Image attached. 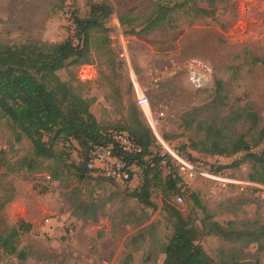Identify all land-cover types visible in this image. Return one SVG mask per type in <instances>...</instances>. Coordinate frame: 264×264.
Wrapping results in <instances>:
<instances>
[{
	"label": "rangeland",
	"instance_id": "obj_1",
	"mask_svg": "<svg viewBox=\"0 0 264 264\" xmlns=\"http://www.w3.org/2000/svg\"><path fill=\"white\" fill-rule=\"evenodd\" d=\"M183 1L186 6L173 9ZM206 1L0 0V42L60 43L73 36V17L84 19L92 5L106 4L111 14L104 23L115 56L109 58L103 45H92L89 63L58 71V82H68L77 94L93 99L90 111L103 132L124 131L121 127L133 122L131 109L148 125L136 105V85L148 97L150 111L164 112L156 131L167 147L205 169L224 167L222 176L250 182L253 168L244 154H210V141L217 136L208 137L205 129L216 127L217 139L226 147L240 137L253 146L264 126V0ZM160 7L167 11L163 26L140 33ZM196 8L215 14L196 15ZM121 18L127 26L120 25ZM191 61L210 69L209 82L200 88L188 79ZM246 111L256 114L255 124L245 117ZM57 144L71 162L81 161L76 142ZM152 147L155 153L164 152L157 141ZM263 149L264 140L252 152ZM0 150L5 153L0 160V233L19 221L31 225L18 239V251L26 258H18L19 252L4 253L1 264H162L161 248L174 233L165 202L196 227L198 244L215 264H264V199L255 196L253 187H222L200 179L185 184L198 196L205 214L187 199L178 202L180 195L161 184L151 190L153 206L147 207L131 197L142 179L137 167L126 185L91 176L77 180L66 173L52 181L44 171L10 172L6 163L28 156L31 147L25 140L14 141L4 119ZM158 170L165 181L167 175ZM87 207H93L97 222L90 213L83 216ZM228 222L234 227L227 234H240L241 239L209 227H226ZM251 234L258 242H249Z\"/></svg>",
	"mask_w": 264,
	"mask_h": 264
},
{
	"label": "trees",
	"instance_id": "obj_2",
	"mask_svg": "<svg viewBox=\"0 0 264 264\" xmlns=\"http://www.w3.org/2000/svg\"><path fill=\"white\" fill-rule=\"evenodd\" d=\"M189 1L192 5H196L197 0ZM208 4L213 6L214 1ZM186 5V1L176 3L173 9ZM163 9L160 7L148 19L140 33L148 34L163 26L167 16V11ZM194 10L196 15L205 17H213L215 14L208 9ZM110 14L111 8L106 4L92 5L86 18L73 17V36H68L60 43L44 45L26 42L18 46H9L0 42V120L4 119L9 123L15 142L20 143L25 140L31 147L28 156L12 164L6 163L7 170L27 173L44 171L52 181L59 180L65 173L77 180L90 176L94 179H103L94 176L87 167L90 150L95 146L109 145L112 142L109 137L112 132L125 133L141 149L140 154H128L114 145V153L117 157L127 166L134 165L141 171V183L132 192L131 197L144 206L152 207L151 190L159 188L162 184L166 191L183 196V199H187L194 209L206 214L198 196L186 189L177 176L168 175L165 181L161 180L158 170L162 159L161 152H153L152 146L156 140L148 125L145 126L141 122L136 109H131L133 117L131 125L121 127V130L127 133L103 132V127L90 111L93 99H85L77 94L68 82H58L56 75L58 71L71 65L89 63L92 45H103L109 58L115 56L104 23ZM119 23L122 27L127 26V21L123 18L119 19ZM133 32L129 33L133 34ZM245 117L253 124L257 122L256 114L251 111H246ZM205 132L208 137L215 135L218 138L220 135V131L214 126L206 127ZM217 138L210 141V154L230 157L243 153L245 161L251 163L253 168V174L248 180L264 185V149L259 154L252 152V149L257 148L264 140V126L259 131L253 146L248 145L243 137H240L226 147ZM61 140L76 142L82 152L79 163L71 162L69 156L57 150L56 145ZM4 154V151L0 150V160H3ZM164 158L170 160L168 155H164ZM185 159L196 162L189 158ZM50 163L53 166H49ZM223 168L209 167L214 172H219ZM163 209L171 213L174 233L169 242L161 248V253L164 255L162 264H215L198 244L196 227L184 218L176 207L165 202ZM87 213L91 214L93 223L97 222L93 207H87L82 214L84 216ZM210 226L212 231L219 235L225 237L235 235V240L242 238L240 234H227L228 231L233 230L230 229L234 227L232 222H228L226 227L217 223H209ZM30 229V224L19 221L15 226L0 233V264L2 254L14 255L19 252V235ZM258 240L259 238L254 236L249 242H258ZM259 249H262V246L259 245ZM18 258L25 259L26 256L19 252Z\"/></svg>",
	"mask_w": 264,
	"mask_h": 264
},
{
	"label": "built area",
	"instance_id": "obj_3",
	"mask_svg": "<svg viewBox=\"0 0 264 264\" xmlns=\"http://www.w3.org/2000/svg\"><path fill=\"white\" fill-rule=\"evenodd\" d=\"M189 81L195 88L204 86L210 80V69L203 67L201 63L191 61L188 63ZM136 105L141 109L144 118L146 119L149 128L151 129L155 140L160 144L164 152L161 154V161L159 162V169L165 175L177 176L182 184L187 189V183H191L196 179L210 182L218 186L238 185L244 187H253L255 196L264 199V185L250 182H240L236 179L227 178L219 172H214L210 169H205L200 162L187 161L177 151L165 147V143L157 133V128L160 126L161 120L164 118L162 110L150 111L148 109L149 99L142 92H138L136 86L134 87ZM111 143L107 146H95L90 150V160L88 162V169L96 177L112 181L114 183L126 185L129 184L133 177L134 165L127 166L126 163L117 157L114 153V145L118 146L123 152L128 154H140L141 149L131 140L125 133L112 132L109 135ZM168 155L170 160L164 158ZM224 170V169H223ZM183 196H178L177 201L181 202Z\"/></svg>",
	"mask_w": 264,
	"mask_h": 264
},
{
	"label": "bare ground",
	"instance_id": "obj_4",
	"mask_svg": "<svg viewBox=\"0 0 264 264\" xmlns=\"http://www.w3.org/2000/svg\"><path fill=\"white\" fill-rule=\"evenodd\" d=\"M136 86V85H135ZM136 88H137V90H138V92H140V89L136 86ZM165 145V147H167V145L166 144H164ZM168 148V147H167Z\"/></svg>",
	"mask_w": 264,
	"mask_h": 264
}]
</instances>
